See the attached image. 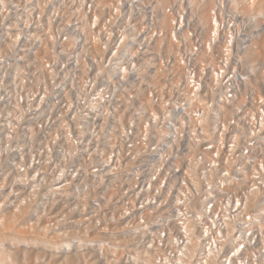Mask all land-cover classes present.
I'll return each mask as SVG.
<instances>
[{"label": "built area", "instance_id": "obj_1", "mask_svg": "<svg viewBox=\"0 0 264 264\" xmlns=\"http://www.w3.org/2000/svg\"><path fill=\"white\" fill-rule=\"evenodd\" d=\"M5 212L116 229L120 264H264V0H0Z\"/></svg>", "mask_w": 264, "mask_h": 264}, {"label": "bare ground", "instance_id": "obj_2", "mask_svg": "<svg viewBox=\"0 0 264 264\" xmlns=\"http://www.w3.org/2000/svg\"><path fill=\"white\" fill-rule=\"evenodd\" d=\"M57 220L56 216L47 215L41 222L34 220L28 212H5L3 216L0 215V240L6 241L15 248L13 250L9 246L0 251V264H99L97 260L100 259L101 253L107 264H120L117 250L129 248L126 245L121 247L124 238L121 232L115 231L116 229L109 232L97 231L92 238H83L80 235L63 237L47 232L48 223ZM107 240L113 248L109 249L102 244ZM95 241H99L101 245L99 248L95 245L94 250H99V254L96 252L98 256L92 251L85 252L82 249ZM78 242L79 246L76 245ZM117 242L120 243L119 246H116ZM138 245L135 243L136 248ZM34 248H40L39 251L42 249L43 252L38 253V251V254H35ZM46 250L51 252L50 255L44 253ZM132 254L134 255L130 256V254L126 258L128 261L126 264H137L151 257L149 252H141L140 249L134 250ZM109 256L115 257L111 260Z\"/></svg>", "mask_w": 264, "mask_h": 264}, {"label": "rangeland", "instance_id": "obj_3", "mask_svg": "<svg viewBox=\"0 0 264 264\" xmlns=\"http://www.w3.org/2000/svg\"><path fill=\"white\" fill-rule=\"evenodd\" d=\"M39 249H40V248H34V249H33V252H34L35 254L42 253V252H43V251H41L42 249H41L40 251H39ZM38 251H39V252H38ZM37 252H38V253H37ZM44 253H46L47 255H50L51 252L46 250V252H44ZM97 254H98V253H97ZM97 254H96V255H97ZM128 254H129V253H128ZM133 255H134V254H133ZM123 256H124V258H127L126 254L123 255ZM130 256H132V255H130ZM59 257H60V256H59ZM119 257H120V256H119ZM120 258H121V257H120ZM127 262H128V261H127Z\"/></svg>", "mask_w": 264, "mask_h": 264}]
</instances>
